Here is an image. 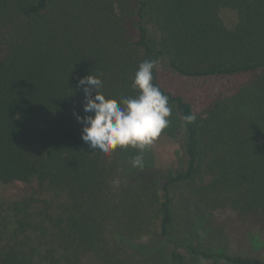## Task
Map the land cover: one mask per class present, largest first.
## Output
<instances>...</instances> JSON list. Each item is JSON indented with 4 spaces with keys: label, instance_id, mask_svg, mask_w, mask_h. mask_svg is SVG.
<instances>
[{
    "label": "trees",
    "instance_id": "obj_1",
    "mask_svg": "<svg viewBox=\"0 0 264 264\" xmlns=\"http://www.w3.org/2000/svg\"><path fill=\"white\" fill-rule=\"evenodd\" d=\"M146 59L166 62L153 83L183 120L172 167L91 149L74 115L81 78L119 101ZM33 181L67 198L45 213L46 264H264V0H0V184ZM17 248L0 264H41Z\"/></svg>",
    "mask_w": 264,
    "mask_h": 264
},
{
    "label": "clouds",
    "instance_id": "obj_2",
    "mask_svg": "<svg viewBox=\"0 0 264 264\" xmlns=\"http://www.w3.org/2000/svg\"><path fill=\"white\" fill-rule=\"evenodd\" d=\"M157 64V60L150 59L141 62L131 85L137 95L121 97L119 101L108 99L101 92L102 74H90L79 80L78 87L84 92L83 111L86 115H74L83 125L82 140L91 149L105 155L126 149L142 153L168 127L173 109L168 96L153 83V72ZM185 120L192 123L195 116L189 115ZM132 166L143 168L142 154L133 157Z\"/></svg>",
    "mask_w": 264,
    "mask_h": 264
},
{
    "label": "rangeland",
    "instance_id": "obj_3",
    "mask_svg": "<svg viewBox=\"0 0 264 264\" xmlns=\"http://www.w3.org/2000/svg\"><path fill=\"white\" fill-rule=\"evenodd\" d=\"M219 17L228 29H232L238 21L236 11L229 8H222ZM157 67L164 72L168 69L165 61L159 62ZM172 109L168 127L152 145L148 146L152 152L154 165L161 168L176 165L182 143L183 120L173 107ZM66 201L63 193L48 189L44 185L40 186L34 181L9 186L0 184V215L7 223L5 237L0 240V252L7 247H19L17 249L41 264H46L49 255L59 256L61 250L54 242L53 228L45 218V213L49 216L57 215L60 204ZM251 244L256 251H264L262 235L254 234ZM180 252L189 264H226L216 259L194 260L186 250L181 249Z\"/></svg>",
    "mask_w": 264,
    "mask_h": 264
}]
</instances>
